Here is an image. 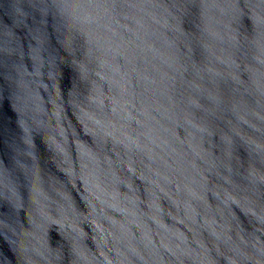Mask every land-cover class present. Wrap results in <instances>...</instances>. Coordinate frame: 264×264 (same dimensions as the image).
<instances>
[{"label": "water", "instance_id": "1", "mask_svg": "<svg viewBox=\"0 0 264 264\" xmlns=\"http://www.w3.org/2000/svg\"><path fill=\"white\" fill-rule=\"evenodd\" d=\"M0 264H264V0H0Z\"/></svg>", "mask_w": 264, "mask_h": 264}]
</instances>
